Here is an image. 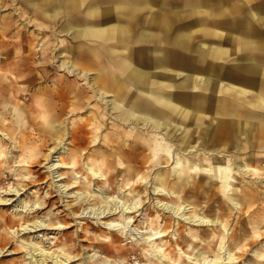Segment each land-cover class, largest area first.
<instances>
[{
  "label": "bare ground",
  "instance_id": "bare-ground-1",
  "mask_svg": "<svg viewBox=\"0 0 264 264\" xmlns=\"http://www.w3.org/2000/svg\"><path fill=\"white\" fill-rule=\"evenodd\" d=\"M73 1L77 7L86 4L88 7H92L93 10L96 9L100 14L109 15L115 21L110 25V33L114 39L115 37H120L126 43L148 42L152 45V48L157 42L163 41V43H169L168 39L172 34V31L173 33L176 31L177 36L175 37V42L173 43L174 48L185 51L193 50V52H198V54L204 55L206 54V51H208L211 47V44H208L209 42L205 40V37H213L215 35H218L219 30L222 29H220V27H216V24L218 23L217 19L215 18H222L224 15L231 12L228 11L225 4L227 0H208L209 2L207 1L208 4H206L209 6V9L205 7L206 9L197 8L196 10L194 9V7H197L196 5H198V3L196 1H192V4H190L191 7H187L188 11H185L184 13L186 14L183 16L184 19L191 18V21L182 22L178 28H175L172 19L168 16L156 17V15H153L154 13L151 10L153 5L150 1L142 2L133 0L126 3L125 0H117L116 2L113 1V3H110L108 0ZM69 2V0L65 1V3ZM255 6L260 7L261 5H253L252 8H254ZM146 9H149L150 12L145 18V25L139 33L132 30L130 23H118V21L125 18L137 19V15L139 14L138 11H144ZM233 10L237 11L238 9H235L234 6ZM251 17L256 21L255 23H258V25H264V18L259 17L256 13L252 12ZM249 21L250 20L247 19L245 23L248 22V25L251 22ZM203 25L205 28L202 29L203 33L201 35L204 36L203 41L200 43H196L195 45V43H193V37L197 36V34L192 32V28L194 26ZM243 28L244 30L239 32H236L237 30H233L231 33L229 32L226 35V38L228 39V42L234 46L232 52L238 55L240 59L249 61L251 57L255 58L258 56L257 53H250V51H252L253 49L258 50L259 46L255 44L254 40L259 35L261 36L262 32H260L254 26L245 27L243 25ZM99 33L103 34L104 32L99 31ZM152 51L154 52V56L158 52L156 48H152ZM172 54H175V51L171 52L167 50L163 55H157V58H154L152 64H161V66H165V63L168 62L167 60L170 59ZM141 60H139V62ZM59 63V67H61L63 71L66 69L69 74H75L78 79H88V71H86L85 69H81L78 65L75 64V62H72L68 58L60 60ZM170 63L172 62L170 61ZM258 66L249 65L248 71L252 73H259L264 67ZM184 68L186 67L184 66ZM198 71H200L199 68L197 71L182 70L181 75L182 79H184L183 84L181 85L182 88L187 89L190 84L195 88H198L199 85L201 87L204 86L205 88L208 86L217 88L219 84L221 85V80H215L212 76H207L206 74H202ZM218 71H220L219 67L214 70L215 73H218ZM262 75H264V73H262ZM130 76L132 77L131 80L139 81V78L142 75L140 71H136L133 73L131 72ZM92 81L94 82L95 79H92ZM111 81L109 82V80L104 79L102 82L103 84H100L96 87H89L92 89L95 88L94 91L84 88V90L76 98L75 109L82 111L86 108V104L84 101L86 99L89 101L90 98L98 95L102 97V100H104L106 104L111 106L113 111H117V114L121 119L123 118L125 121L131 122V124L137 125V127L133 128L128 134L131 137V142L136 148L135 151H139L141 154L145 153V155H143V157L139 158L138 160L136 159L138 157L135 155L137 154L136 152H133L129 158L122 157L121 162L129 163L124 164L118 176L119 181L115 184L118 189L120 188L124 190L123 193L126 192V190L129 191V194L133 193V200L129 203L120 198V200L117 199V201L114 198H111L112 196L110 192H107L106 195H100L92 192V182L96 184H107V188L113 184L111 182L112 179L110 178V176H108L109 172L104 169L103 165H87L86 168L91 175L89 177L86 175L83 182L75 184L74 186H71V183L63 185L57 183V187L60 193H64L67 196L69 195V197L76 195V199L73 201V204L74 202H77L78 206L75 205V207L77 206L78 208H74L75 210H72L73 216H75V218L77 219L91 216V218L102 220L106 228L105 230L108 229L117 233V235L111 237L109 235H106L102 239L103 241L109 243L112 247H114V244H117V242H121V238L123 237H128L129 239H131L130 242L141 249L142 252V255L136 256L135 264H185L184 262H187L188 264H204L205 262L207 263V253L211 252L213 247L212 243L216 240L219 243L218 250L221 251V254L223 253V256H219V252V255L216 254L211 260V264H232L238 257H235L234 251H236V249H243L244 246L242 244V241H247L248 237L246 236L248 230L244 232V236L237 237L236 235H231V233H229L230 222L228 221V218H226L227 214L224 212L223 208H226L227 206H229V204H232L234 210L245 213L250 208L254 207L256 202H258L257 196L259 185L257 184V182L255 184H250L248 183V181L244 182V180H249V178L256 181H258L257 179H260L261 182L262 175H264V172H261L254 166V163L256 161L254 157L255 154L253 153L254 149L255 147H262L258 146L257 144V125H255L252 121H215L210 117L209 127H211V130L209 132V135L206 132L207 130H204L205 134L199 132L197 134L190 135L187 127H184L185 125L182 127L180 122L176 123L175 125L168 123L166 124V126H164V124L159 122L156 118H147L146 116L137 112H131L125 105L119 102L118 96L109 94L108 90L112 88ZM99 82L100 80L96 83ZM122 83L123 81L121 82V86ZM234 88L231 87L230 91H234ZM117 89L119 90V92H124L122 91L123 88ZM86 90L88 92H86ZM88 93L90 95H88ZM240 93L243 94L246 93V91L243 92V90H240L239 95ZM111 96H113V99L110 101L107 99V97ZM6 98H8V96ZM90 105L91 103H88L87 106ZM195 105L197 106L196 109H200L201 111L202 108H205V106L199 104ZM259 105L264 106V100H259ZM91 106L93 107V105ZM179 109H181L177 111L179 115H184L185 113L186 115H190V111L186 110L185 108ZM90 114H92V117L98 119L99 116L101 117L102 113L101 111L92 112L91 110ZM195 114L196 113H194L193 115ZM246 114H243L246 118H255L256 115L255 113L248 111L246 112ZM89 120H91L92 122L93 118H89ZM73 126H76V129H86V127L88 126L95 127L89 124L87 119L78 121V123L72 125L71 127L73 128ZM142 128L158 131L160 133L154 134L155 138L150 139L146 137V135L150 134L146 133V131H143ZM1 129V134L4 133V135L7 137L8 134ZM95 129L99 130L98 127H96ZM74 130L75 127L73 131ZM163 130H165L164 133H162ZM168 130H172L174 134L170 133L171 131L168 132ZM179 131L180 135L176 136L175 134ZM225 131L227 132L226 134H224ZM70 134V138H75V132H71ZM181 134L184 135L182 136ZM224 136L226 137V139L223 140L222 137L224 138ZM9 138L12 140L10 136ZM58 141H60V138L57 137V139H55L56 145H61L59 144L60 142L58 143ZM71 142L72 140L69 141L68 144H70ZM68 150H70V148L64 147L62 153L66 152L65 154L68 155ZM53 151L54 149L52 148L50 150V152H52V155ZM58 158L59 159L56 162L53 161L54 163H52V165L50 166L51 175L53 174V178H56L55 182H60L63 179L65 180V176L67 175L66 173L62 172L59 173V169L71 168L74 166L73 164H71V166L69 165V163L65 162L61 156H58ZM144 163H147V165H143ZM174 163L175 167H173V169L171 170L170 166ZM154 175L155 178L153 177ZM99 177H101L100 180L105 177L104 182L92 179H96ZM74 178L77 179L78 182V177L75 176ZM239 180L240 182H238ZM239 183L242 185H240ZM139 184H142L141 188L142 190H144L143 195L148 190V185L150 184V186H152L153 194L155 195V206H157L156 208H159L161 212L157 211L155 215L153 213L147 212L144 216V219L141 220L142 222L137 223L138 216H140L139 211L142 208L141 202H143L139 197L141 192H135L136 188L134 186H139ZM77 186H79L77 191L69 192L72 188L74 189V187ZM188 193H190L191 196H187L186 194ZM206 195L207 197H205ZM214 196H217V198L214 199ZM90 198H92V200H90ZM204 198L205 200H202ZM211 199L214 203L217 202L218 205H214L213 203H211ZM5 202L6 200L0 197V204H7ZM71 202L72 201H70V204ZM101 202H104V205H100L95 208L96 204H99ZM85 205H90L91 207H85ZM215 206L218 207V209H216L217 211H222V214L215 217H210L207 210L210 211ZM259 208L260 210H264V205H261ZM31 209H40V203L36 200L35 202H33ZM189 211H191V213H189ZM257 212L258 210L252 209L250 214L258 215ZM259 221V223L254 220L253 222L251 221L252 229L250 230V232L252 238L258 237L260 231L264 232L261 227L262 222H264V218L260 219ZM243 223L245 224L246 220H244ZM155 225L159 227L156 228ZM18 226H20V230H22L23 233H33V235H31L30 238L25 241L30 245L29 249L31 253H29V264H72L76 261H79L78 264H95V253H92V251L94 250L93 245H80L82 253L79 255H72L71 253L67 252L64 247H60L57 252H50L42 246V241H37L38 239L49 240L50 238H53L52 236H47V234L45 233L46 230H65L70 227L69 225H53L40 221L32 222V220H26L20 223V225ZM6 227L9 234H14L13 228H10L8 226ZM177 227L179 229H177ZM210 227H213V229H209ZM208 229L213 231L212 235L214 238L210 239L211 236L207 235L206 232L208 231ZM215 229H218V232L216 234L214 232ZM181 230L186 232L185 237L183 236ZM75 231L76 234H78L77 231L84 232V234L86 235L85 238L88 240H92L91 237L87 235L88 228H84L81 226ZM85 238L80 239L84 240ZM232 244H234L233 249L230 248ZM7 251H9L7 254H14L16 252L12 249H9L8 246L0 247V257H2L4 252ZM133 253L134 255H137V252L135 250L133 251ZM254 254L256 256V259L252 264H264V250H256L254 251ZM104 258L105 261H107L105 264H113V262H116L115 259L109 258L106 253L104 255ZM117 260L118 261L115 264H123L126 261V258L123 259L121 257H118Z\"/></svg>",
  "mask_w": 264,
  "mask_h": 264
},
{
  "label": "rangeland",
  "instance_id": "rangeland-1",
  "mask_svg": "<svg viewBox=\"0 0 264 264\" xmlns=\"http://www.w3.org/2000/svg\"><path fill=\"white\" fill-rule=\"evenodd\" d=\"M108 1L110 3H113V1L116 2L117 0ZM129 1L133 0H125V3ZM138 1H150L153 5V7L151 8L153 12H157L159 9H164L162 10V12H173L179 18V20L183 19V13L185 11H188L187 7H191L190 4H192V1H196L198 3V5H196L197 7H194L195 10L197 8L206 9L209 7L207 5L209 2L208 0ZM0 4L3 5V7H0V28L7 25L6 23L12 24L9 29H7L5 34H1L0 32V37L3 39V42H0V67H2L1 69L5 73L9 74L8 72H10L12 74H16L17 72H15L14 69L20 66L16 62L19 59L25 60L26 58L31 59L32 57L36 59H42L45 58V54L52 55V52H50L53 46V43H51V41L54 40V37L51 36L52 30L49 28H41L35 25V23H37L36 20L39 17L37 13H35L33 10H20V0H0ZM225 4L227 6L228 11L231 12L224 15L222 18L216 17L215 19H217L218 23L216 24V27L223 28L228 32H232L233 30H237L236 32H239L244 30L243 25L245 27L247 26L244 21V16L250 10L249 8H251L253 5L264 4V0H227ZM234 6L235 9L238 8L237 11L233 10ZM44 7L47 8V4L44 5ZM149 12V9H146L144 11H138L139 14L137 15V19L133 18L130 20L132 24V29H135L137 31L141 29L144 24V20L148 16ZM189 20L190 19H184V21ZM179 23H181V21ZM250 25L254 26L257 29H260L258 23L252 22L249 24V26ZM63 38L65 37H62V39ZM68 40L71 41V38L68 37ZM63 45L66 44H62V46ZM19 71L24 70L21 68ZM36 71L41 72L39 69H36ZM64 72L66 74H69L66 69L64 70ZM50 73L53 76L55 74L64 75V73L57 71V69L54 72L51 71ZM86 80L84 78L79 79L81 86H83L82 88L94 91L95 88L92 89L89 87H96L97 84L94 85L96 81L93 82L92 79L89 78ZM21 85L16 86L13 84L12 86L24 87ZM2 87H5V83ZM16 87L14 91L16 94L19 95ZM87 90L86 92H88ZM28 93L34 92L33 90H30ZM88 95L90 94L88 93ZM28 96L29 95H26L25 99H21L18 102V105L25 104L26 102H28V104H32L31 109L29 111V117H26L23 114L22 118L16 119L15 112L11 114L13 105H8L5 112V117L9 123H14L15 121L17 123L19 119H22V122H24L23 127H19L18 129L16 128V132L13 133V136L16 138L17 141L14 140V142H11L9 139L4 140L5 137H3V135H0V197L5 199V203H7L0 204V247L8 246L9 249L16 251L14 254H7L9 251L4 252L3 256L0 257V264H29V253H31L29 249L30 245L27 244V242L25 241H27V239H29L30 236L33 235V233H23V231L20 230V226H18L20 225V223L26 220H32V222L40 221L53 225L66 224L70 226L68 229L65 230H46L45 233L47 234V236H52L53 238H50L49 240H37L42 241V246L50 252H57L60 247H64L65 250L71 253L72 255H79L82 253L80 245H93L94 250L92 251V253H95V264H105L107 262L104 258L105 253L109 258L116 260V262H113V264L117 263L118 257H121L123 259L126 258V261L123 264H135L136 256L142 255L141 249L133 245L130 242L131 239H129L128 237L121 238L122 241L117 242V244H114V247L110 246L109 243L103 241L102 239L106 235H109L111 237L117 235V233L108 229L105 230L106 228L104 226L103 221L98 220L97 218H91V216L79 219L75 218V216H73L72 210L78 208L77 202H74L73 204V201L76 199V195L72 194L73 196L69 197V195L67 196L64 193H60L57 185L71 183V186H74L75 184H79L80 182L84 181V177L86 175L88 177L91 175L86 168L87 165H103L104 169L109 172L108 176H110V178L112 179L111 182L113 185L107 188V184H96L92 182V192H95L96 194L100 195H106L107 192H110L112 196L111 198H114L115 200H120L121 198L122 200H125L130 203L133 200L134 194H129L128 190L123 193L124 190L120 188L118 189L115 184L119 181L118 176L124 164L129 163L121 162L122 157L129 158L133 152H136L137 154L135 155L138 156L136 158L138 160L139 158L143 157V155H145V153L141 154L139 151H135L136 148L131 142V137L128 134L133 128L137 127V125L131 124V122H127L123 118L121 119L117 114V111H113L111 106L106 104V102L102 100L101 96L97 95L90 98L89 101L87 99L84 101L86 104V110L83 109L82 111L73 108V102L75 101V97L72 98V101H70V103L69 101H67V104L63 106L64 108H61L62 111L61 109L55 111L52 110V119L49 120V122H51V125L47 124L48 126H42L41 122H44V120L39 116L37 117V111L34 113V109L37 108V106L33 103L34 101L31 102L32 100L29 99L30 97L28 98ZM107 99L111 101L113 99V96L107 97ZM119 102L123 104L122 101L119 100ZM88 103H91L93 107L91 105L87 106ZM71 108L73 109L70 110ZM91 110L92 112L101 111V117L99 116L98 119L92 117V114H90ZM130 111L132 112L134 110ZM89 118H93L92 122L91 120H89ZM209 118V116H206L205 119L209 120ZM85 119L88 120L89 124L95 127L88 126L86 127V129H76V126H73V128L71 127L72 125L78 123V121ZM28 120L29 124L25 125V122H27ZM35 122L40 123L34 125ZM199 122L200 121L197 119L188 120L184 122L181 126L183 127L185 125L184 127H187L190 135L197 134L199 132L205 134L204 130H207L206 132L209 135V132L211 130V127H209L210 121H203L204 125L202 123L199 124ZM161 123L166 126V124L168 123L175 125L178 122H173L172 120H169L162 121ZM74 127L75 130L73 131ZM96 127H98L99 130H96ZM142 129L143 131H146V133L150 134L146 135V137L150 139L155 138L154 134L160 133L154 130H149L145 128ZM71 132H75V138H70ZM164 132L165 130L162 131V133ZM168 132L174 134L172 130H168ZM226 133L227 132L225 131L224 134ZM175 135H180V131L177 132ZM181 135L183 136L184 134ZM57 137L60 138V141H58V143L60 142L59 144L61 145H56L55 139H57ZM222 139L224 140L226 139V137L224 136V138L222 137ZM71 140L72 142L68 144V142ZM258 146L262 147H255L254 149L253 153L255 154L254 157L256 160L254 166L258 168L261 172H264V144H258ZM64 147L70 148V150H68L67 152L68 155L65 154L66 152L62 153ZM52 148L54 149L53 155L52 152H50ZM116 153L118 156L116 155ZM58 156H61L65 162L69 163V165L73 164L74 166L71 168L59 169V173L62 172L66 173L67 175L65 176V180L63 179L60 182H55L56 178L54 177V179L53 174L51 175L50 166L52 165V163L56 162L59 159ZM143 165L146 166L147 163H144ZM46 167L48 170L46 169ZM173 167H175V163L170 166L171 170L173 169ZM75 176L78 177V182L77 179L74 178ZM153 177L155 178V175ZM104 178L105 177H103L102 180H100L101 177L92 179L104 182ZM257 180L258 181L252 180L250 178L249 180H244V182L248 181V183L250 184H255L257 182V184L259 185L257 196L258 202H256L254 207L250 208L245 213H241L239 211L234 210L232 204H229V206L223 208L224 212L227 214L226 218H228V221L230 222L229 233H231V235H236L237 237L244 236V232L248 230L246 236L248 237L247 241H242V244L244 246L243 249H236V251H234L235 257H238L235 260L236 262L234 261L232 264H252L255 262L256 259L254 251L264 250V232L260 231L259 236L254 238L251 237L250 232V230L252 229L251 224L253 220L259 223V220L264 218V210H260L259 208L261 205H264V175H262L261 182L260 179ZM238 182H240V180ZM134 187L136 188L135 192H141L139 197L143 201L141 202L142 208L139 211L140 216H138V223L142 222L141 220L144 219V216L147 212L153 213L155 215L157 211L160 210L159 208H156L157 206H155V195L153 194V189L150 184L148 185V190L144 195V190H142L141 188L142 184H139V186ZM78 188L79 186L74 187V189L72 188L69 192H75L78 190ZM186 195L191 196L190 193ZM205 197H207V195ZM92 198H90V200H92ZM216 198L217 196H214V199ZM36 200L40 203V209H37L38 211L36 209H31L33 202H35ZM202 200H205V198ZM70 201H72L71 204ZM210 202L214 205H218V203H214L212 199ZM75 205L77 206L75 207ZM100 205H104V202L96 204L95 208ZM85 207L91 206L85 205ZM216 209H218V207L215 206L210 211L207 210L210 217H215L222 214V211H217ZM252 209L258 210V215L250 214ZM189 213H191V211H189ZM244 220H246L245 224L243 223ZM6 226L13 228L14 234H9ZM81 226L84 228H88L87 235L91 237L92 240L86 239V235L84 234V232L77 231L78 234H76L75 230ZM159 226L155 225L156 228H158ZM261 227L262 230H264V222H262ZM177 229L179 228L177 227ZM209 229H213V227H210ZM209 229L206 233L208 236H211L210 239H212L214 238L212 235L213 231ZM214 232L216 234L218 232V229H215ZM185 233V231H182L184 237L186 236ZM80 238L85 239L82 240ZM212 246L213 247L211 252L207 253V263L205 262L204 264H211V260L216 254L219 255V252V256H223V253L221 254V251L218 250L219 243L217 240L212 243ZM233 247L234 244H232L230 248L233 249ZM134 250L137 252V255H134ZM78 263L79 261H76L72 264ZM184 263L188 264L187 262Z\"/></svg>",
  "mask_w": 264,
  "mask_h": 264
},
{
  "label": "crops",
  "instance_id": "crops-1",
  "mask_svg": "<svg viewBox=\"0 0 264 264\" xmlns=\"http://www.w3.org/2000/svg\"><path fill=\"white\" fill-rule=\"evenodd\" d=\"M65 1L20 0V10H33L37 13L39 17L35 25L41 28L51 29V36L54 37V40L51 41L53 43L52 49L50 50L52 55L45 54L44 57L46 59H36L33 57L31 59L26 58L25 60L19 59L16 62L20 66L14 69L17 72L16 74L10 72L7 74L0 67V129L3 127L1 130L8 134L6 137L4 133L1 134L0 132V135H3L5 139H9L11 142H14V140L17 141L13 133L16 132V128L18 129L24 125L22 119H19L17 123L16 121L14 123L7 121L5 112L8 105H13L11 114L15 112L16 119L22 118L23 114L26 117L30 116L31 103L28 104L26 102L25 105H18L19 100L25 99L26 95H29L28 98L30 97L31 102L34 101L33 103L36 104L37 108L34 109V113L37 111V117L39 116L44 120V122H41L42 126L51 125L49 120L52 119V110L63 109L67 101L70 103L74 97L73 108H76V98L84 88H82L75 74H66L59 67L60 64L58 63L60 60L68 58L72 62H75L81 69L88 71L89 79H95L96 82L100 80L99 83H96L97 85H94L98 86L103 84L104 79L109 80V82L112 80V88L108 90L109 94L118 96L119 100L126 107L128 106L129 110H134V112L142 114L147 118L153 117L159 122L169 120L173 122L177 121L181 125L188 120L196 119L200 121L199 124H203V121L210 120V118L206 120V116L213 118L215 121H252L257 125V143L264 144V106L259 105V100H264V75H262L264 68L259 73L248 71L249 65L264 67V25H259L260 29L258 30L262 34L254 40L255 44L259 46L258 50L253 49L250 51V53H257L258 56L255 58L251 57L249 61L240 59L238 55L232 52L234 46L226 38L229 32L223 28H220L221 30H219L218 35L205 37V40L209 42L208 44H211V47L206 51L205 55L193 52V50L185 51L174 48L173 43L175 42L177 32L175 31L173 33L172 31L168 39L169 43H163L161 41L152 47L158 51L154 56L151 48L152 45L148 42L126 43L120 37H115L114 39L110 33V25L115 21L109 15L100 14L96 9L93 10L92 7H88L86 4L77 7L73 0H69V3H65ZM46 4L47 8L44 7ZM0 7H3V5L0 4ZM249 9L244 16L245 21L249 19L251 21H249L250 23L256 22L251 17L252 12L264 18V4H261L260 7L255 6ZM162 10L164 9L153 12V15H156V17L168 16L172 19L175 28H178L182 22L191 21V18H185L190 19L189 21H184V18L179 20L173 12L167 13L162 12ZM183 14L185 15L186 13ZM130 20L129 18H125L118 21V23H130L132 27ZM180 21L181 23H179ZM6 24L0 28L1 34H5L7 29L12 25L11 23ZM144 25L145 23L141 29ZM246 27H251V25L249 26L248 24ZM141 29L138 31L135 29L132 30L139 33ZM202 29H205L204 25L194 26L192 28V32L197 34V36L193 37V43L195 45L203 41L204 36H201L203 33ZM99 31H103L104 33L100 34ZM62 37L65 38L62 39ZM68 37L71 38V41L68 40ZM0 42H3L1 37ZM62 44L66 45L62 46ZM167 50L171 52L175 51V54H172L170 59L167 60L168 62L165 63V66L152 64V61L154 58H157V55H163ZM139 60L141 61L139 62ZM217 67H219L220 71L215 73L214 70ZM21 68L24 71H19ZM198 68L200 69L198 72L212 76L215 80H221V85L218 83L217 88L209 86L205 88L200 85L198 88H195L190 84L187 89L182 88L181 85L184 80L181 75L182 70L197 71ZM36 69H39L41 72H37ZM56 69L60 72L63 71L62 73L64 75L55 74L53 76L50 72H54ZM136 71H140L142 75L139 81L131 80L130 73ZM4 83L5 87L3 88ZM13 84L16 86H24L16 87L19 95L15 93V86H12ZM231 87H235L233 89L234 91H230ZM117 88H123L122 91L124 92H119ZM29 90H33L34 93H28ZM240 90H243V92L246 91V93H240L239 95ZM7 96L8 98H6ZM195 104L205 106V108H202V111L199 109V111L196 109L197 106ZM179 108H185L190 111V115H186V113L179 115L177 112L181 110ZM247 111L255 113V118L244 117ZM194 113L196 114L193 115ZM39 123L35 122L34 125ZM28 124L29 120L25 122V125Z\"/></svg>",
  "mask_w": 264,
  "mask_h": 264
}]
</instances>
